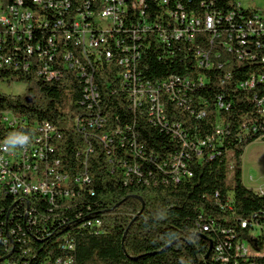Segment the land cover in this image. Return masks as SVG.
<instances>
[{
  "label": "trees",
  "instance_id": "1",
  "mask_svg": "<svg viewBox=\"0 0 264 264\" xmlns=\"http://www.w3.org/2000/svg\"><path fill=\"white\" fill-rule=\"evenodd\" d=\"M168 1L145 0L151 27L145 34L138 14L123 17L115 36L121 47L114 39L106 45L109 61L91 56L90 66L76 44L60 38L53 53L45 49L52 61H39L34 51L15 55L17 68L0 69V82L26 85L24 96L0 92V118L11 113L27 122L14 129L0 121V142L18 148L22 135L31 136L29 128L48 123L54 133L43 165L66 177L63 188L74 194L50 203L37 192L1 186L0 264H264V191L247 188L241 176L245 148L264 138L257 105L264 82L240 88L264 77V37H241L253 10L236 0ZM169 12L189 19L214 12L216 33L200 25L192 40L168 36L167 46L157 28L170 35ZM135 25L138 38L131 32ZM124 59H131L140 83L156 88L179 78L170 93L159 90L163 120L150 115L148 104L134 108L132 85L119 65ZM44 65L58 79L41 76ZM91 88L94 102L87 98ZM217 127L224 135L214 141ZM209 139L213 143L200 146ZM84 177L88 182L79 185ZM238 243L253 254H234Z\"/></svg>",
  "mask_w": 264,
  "mask_h": 264
},
{
  "label": "built area",
  "instance_id": "2",
  "mask_svg": "<svg viewBox=\"0 0 264 264\" xmlns=\"http://www.w3.org/2000/svg\"><path fill=\"white\" fill-rule=\"evenodd\" d=\"M155 1L160 5H168L169 3L168 0ZM261 1L264 4V0ZM144 4L145 0H0V69L13 67L12 62L16 59L15 55H32L35 53L34 51L39 52L37 55L39 61H43V58L52 61L53 55L51 56L45 49L51 50L53 53L56 50V39L60 38L64 42L71 41L76 44L80 48L86 64L90 66L92 64L90 62L91 56L94 57L95 61L101 63L109 61L112 55L107 50L106 45L107 42L111 43V40L114 39L113 44L116 45V48L121 47V40L115 39V36L120 33L119 28L124 22L123 17L128 16L131 12L133 16L138 14L142 32L145 34L151 29L144 19L145 14L142 10ZM237 5L243 7L239 2ZM250 9L253 10V14L246 21V33L243 30L240 31L241 37L245 38L244 34L264 37V6H253ZM233 15L231 13L227 15L226 20L232 21ZM168 16L174 21L170 35L166 29L157 28L158 40L167 46H169L168 36L174 40L184 37L192 40V32L200 25L206 31H210L214 35L216 33L218 17L214 12H205L202 19H194L193 17L189 19L182 12L180 14L169 12ZM134 28L135 30H133ZM137 29L139 27L136 25L131 29L135 38H138ZM122 50L127 52L124 47ZM65 52H67L66 57L70 58L69 52ZM132 58L134 57L132 56ZM130 61L131 59L121 60L119 65L125 67L123 73L125 83L132 85L131 98L134 108L138 109L144 104H148L150 115H155L157 121L163 120L164 113L163 107L159 103V90L166 88L170 93L172 91L171 85L179 83V78L171 77L169 83L163 82L156 88L149 83H140L138 76L136 77L134 74V65L129 64ZM72 64L77 68L82 66L77 60ZM13 65V68H17L15 63ZM23 68L27 69L28 65ZM40 75L44 76L46 80H54L59 77L47 65L43 66ZM87 82L91 85V78ZM257 82L263 83L264 77L258 81L251 78L240 84V88L253 89ZM89 92L87 98L94 102L97 99L96 92L94 89ZM257 105L259 106V114L264 117V97L257 100ZM0 121L6 127L14 129L24 128L27 125L26 120L18 119L11 113L1 114ZM76 122L78 123L79 120L77 119ZM89 125L95 126L96 123H89ZM29 129L31 136L22 135L19 139L20 147L18 148L0 142V188L7 186L10 190L15 186H22L33 189L37 191V194L47 198L50 203H53L55 196L66 199L74 197L72 192L63 188L67 178L58 175L53 176V171L45 164L43 165L47 153L51 151L46 141L54 133L52 127L45 122ZM223 135L224 130L217 127L213 137L214 141L221 139ZM211 143H213L212 139H209L207 142H200L199 144L204 147ZM196 151L198 153L199 145ZM176 169L183 170L184 167L177 163ZM174 181L175 183L178 182V177ZM80 182H88V178L84 177L77 181L79 185ZM92 226L99 227L100 223L95 222ZM246 226V222L241 223L242 228ZM202 227H204V231L208 230V227ZM234 251V254L236 253L237 256L243 258L253 254L245 244L239 243L236 244ZM216 252L221 255L222 247L218 246ZM221 259L226 262L225 258Z\"/></svg>",
  "mask_w": 264,
  "mask_h": 264
},
{
  "label": "rangeland",
  "instance_id": "3",
  "mask_svg": "<svg viewBox=\"0 0 264 264\" xmlns=\"http://www.w3.org/2000/svg\"><path fill=\"white\" fill-rule=\"evenodd\" d=\"M244 8L263 7L261 0H236ZM26 85L23 83L0 82V92L11 96H24ZM243 184L254 192L264 191V138L248 145L241 157ZM232 173L228 174L231 181Z\"/></svg>",
  "mask_w": 264,
  "mask_h": 264
},
{
  "label": "bare ground",
  "instance_id": "4",
  "mask_svg": "<svg viewBox=\"0 0 264 264\" xmlns=\"http://www.w3.org/2000/svg\"><path fill=\"white\" fill-rule=\"evenodd\" d=\"M13 190H18V191H20V193H21V191H23V192H26V193H30V192H37L36 190H33V189H27V188H25V187H22V186H15V187H13ZM17 191V192H18ZM22 192V193H23ZM15 194V193H14Z\"/></svg>",
  "mask_w": 264,
  "mask_h": 264
},
{
  "label": "water",
  "instance_id": "5",
  "mask_svg": "<svg viewBox=\"0 0 264 264\" xmlns=\"http://www.w3.org/2000/svg\"><path fill=\"white\" fill-rule=\"evenodd\" d=\"M142 208H143V203H142ZM211 250V246H210V248H209V251Z\"/></svg>",
  "mask_w": 264,
  "mask_h": 264
}]
</instances>
